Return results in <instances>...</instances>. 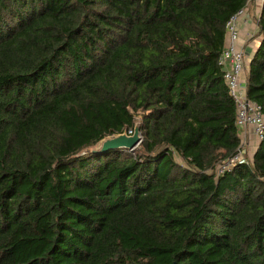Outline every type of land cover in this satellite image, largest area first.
Masks as SVG:
<instances>
[{
  "label": "trees",
  "instance_id": "1",
  "mask_svg": "<svg viewBox=\"0 0 264 264\" xmlns=\"http://www.w3.org/2000/svg\"><path fill=\"white\" fill-rule=\"evenodd\" d=\"M246 0H0V264H264V135L223 70ZM247 98L264 115V2ZM133 151L81 153L132 133Z\"/></svg>",
  "mask_w": 264,
  "mask_h": 264
},
{
  "label": "built area",
  "instance_id": "2",
  "mask_svg": "<svg viewBox=\"0 0 264 264\" xmlns=\"http://www.w3.org/2000/svg\"><path fill=\"white\" fill-rule=\"evenodd\" d=\"M254 2H259L262 7L264 0H246L244 8L233 15L225 25L226 42L218 65L223 70V78L226 82L229 95L235 104L236 124L241 130L239 136L241 145L234 159L222 165L218 173L231 166L233 162L244 163L246 162V157L250 159L251 157L248 153L253 154L254 149H256L264 135V115L260 107L247 98L246 56L243 47L239 44V20L250 14V8ZM259 14L254 17L256 29Z\"/></svg>",
  "mask_w": 264,
  "mask_h": 264
},
{
  "label": "water",
  "instance_id": "3",
  "mask_svg": "<svg viewBox=\"0 0 264 264\" xmlns=\"http://www.w3.org/2000/svg\"><path fill=\"white\" fill-rule=\"evenodd\" d=\"M139 127L136 125L130 134L122 133L106 137L98 142L94 147L84 150L81 155L96 153L101 154L110 150H127L133 151L141 142Z\"/></svg>",
  "mask_w": 264,
  "mask_h": 264
},
{
  "label": "crops",
  "instance_id": "4",
  "mask_svg": "<svg viewBox=\"0 0 264 264\" xmlns=\"http://www.w3.org/2000/svg\"><path fill=\"white\" fill-rule=\"evenodd\" d=\"M260 7L261 6L259 2H254L250 8V14L246 17L240 18L238 24L240 34L239 44L243 47L247 63L251 59L259 41L256 37L257 29L254 22V17L260 13Z\"/></svg>",
  "mask_w": 264,
  "mask_h": 264
},
{
  "label": "rangeland",
  "instance_id": "5",
  "mask_svg": "<svg viewBox=\"0 0 264 264\" xmlns=\"http://www.w3.org/2000/svg\"><path fill=\"white\" fill-rule=\"evenodd\" d=\"M239 38H240V37H239ZM248 155H249V156H251V154H250V153H248Z\"/></svg>",
  "mask_w": 264,
  "mask_h": 264
}]
</instances>
